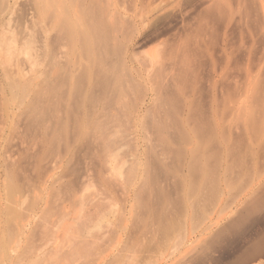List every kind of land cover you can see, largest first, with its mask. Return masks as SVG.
Listing matches in <instances>:
<instances>
[{
  "label": "bare ground",
  "instance_id": "1",
  "mask_svg": "<svg viewBox=\"0 0 264 264\" xmlns=\"http://www.w3.org/2000/svg\"><path fill=\"white\" fill-rule=\"evenodd\" d=\"M183 1L23 0L24 4L22 5V0H20L19 4L26 7L25 11H27V14L24 10L25 14L20 12L21 15H24L21 26L24 27V30L33 29L35 31L36 29L37 31L35 34L33 32L25 33V36L19 39L14 37L15 35L11 36V40L9 36L7 39L4 33L9 30L11 33V29L7 30L6 26L13 22V20L10 21L12 19L10 15L13 16V10L19 6L18 0H0V31L3 28V31L5 28L7 30L0 33V35H5L4 37L0 36V69L5 73L7 68L5 67V70L2 66H8L9 63L15 64L9 65L11 67L19 68V65L23 64L20 57L26 60L25 63L27 62L28 65V70L25 71L27 74L22 72L21 76L18 75L19 78L14 81L12 87L11 83H8V86L11 87H9L8 94L3 93L0 97V264H21L23 261L21 256L24 257L23 253L26 254L30 246L23 244V234L27 232L26 230L35 232V228H38V222L36 224L33 222L35 217H39L36 216L37 210L40 211L42 218L43 215L50 212V206L54 201L55 203L57 201L52 194H48L50 198L48 196L45 199H41L39 196V199L34 197L35 199L32 198L34 201L31 200L23 207L22 201L26 199V196H29L26 194H30L31 190L25 186L24 191H30H26L27 193L24 192L22 195L23 189L19 190V187L23 186L21 185L22 181L18 182L17 179H14L17 184L21 183L17 186L14 181L11 183V179V182L8 181L12 185L10 187L9 183L4 182L5 176L8 175L6 172L11 168L8 166H14V163H17L13 157L19 152V139L25 135L28 139L27 143H24L26 140L22 139L21 141L24 146L26 145L28 152L30 151L27 155L29 165H32L33 169L29 167L34 172L33 174L31 172L33 180H29L28 178H32L28 177L27 181H34L35 184L46 185V187L50 184L52 177V173L49 172L54 168V165L57 167L56 164L61 163L68 154V148H70L68 143L70 144L73 140L71 134L73 129L69 128L71 124L74 129H79V127L82 129L81 126L89 128V133H91L90 129L102 131L99 129L106 128L107 130L108 128L110 132L111 128L113 130L116 126L119 128L120 126H132L134 129H131L132 131L129 129L131 133L127 134V130L124 133L126 132L128 136L141 137L143 141L148 139V132L150 133L148 127L144 126L145 123L149 122L153 125L151 127L168 125L165 127L168 132H164L162 140L165 139L164 141L177 145L174 154L179 159L181 172L187 171V175L191 174L192 176L191 169L199 166L200 164H197L200 159L207 156L206 154L209 152L215 156L217 154L216 147L220 153L219 156L217 155L219 169H225L228 166L229 158L233 155L231 154L232 139L230 136L231 134L233 138L235 136L232 128H234L233 122H236V119L232 116L237 115L236 112H242L241 109L247 108L248 104V110L254 107H250V104H261L262 106L258 107L261 109L259 115L264 111V81L262 80L264 78V26L261 29L259 27L258 30L257 26L255 28L250 23L248 0H206L205 6L198 12L185 13L184 16H187V20L182 21L180 29L167 34L168 36L166 35L167 37H163V39L160 38L161 34L153 30L152 25L157 22L161 12L168 9H180ZM258 1L261 2L258 4L263 13L261 16H264V0ZM21 6L20 10L22 11ZM107 16L110 18L109 21L118 19V26L111 24L109 26L108 24L103 27L100 22ZM17 19L21 18L17 17ZM16 21H19V24L21 22L20 20ZM235 27H239V30L237 29L238 38L233 39L231 32ZM4 38L7 41L10 39L11 43H6ZM156 39L160 41L157 48L142 51L143 47ZM4 76L6 77V73ZM37 78L41 79L37 82ZM21 83H23L22 87ZM32 83L38 87V91L35 90L30 94L27 87ZM26 85L28 86L26 87ZM2 92L0 91V93ZM247 109L245 110L248 111ZM251 113L249 114L254 121L253 110ZM261 115L264 117V114ZM230 116L235 121L229 120ZM228 117L230 118L228 119ZM225 122H231L233 127L231 128L229 123L225 127L227 124ZM251 124L255 127L253 122ZM242 126L240 125V127ZM245 129L242 133L245 132ZM76 130L74 131H79ZM169 130L171 131L169 132ZM74 131L73 133H75ZM235 132L237 133V130ZM252 132H254L253 128L251 129L253 135ZM89 133L87 132L88 137H90ZM75 134L73 138L78 133ZM98 134L91 135L93 142L91 139H89L91 142H88L92 145L87 143L90 146H86L94 158L92 160L90 156L89 159L92 161L88 159L89 167L86 166L87 174L84 175L87 180L95 177L92 173L94 161H99L101 150H103L101 144L104 140L102 141L101 137L105 135L99 134L100 136H98ZM233 141L235 142L234 139ZM104 144L106 145L105 142ZM250 145L254 147L252 144ZM253 145L257 147L261 144L259 142L257 146ZM19 147L21 146L19 145ZM259 147L261 148V146ZM24 148L22 150L25 155L22 150L21 152L26 157L27 150ZM238 148L235 147L233 150ZM258 150L256 153L260 152ZM249 151L253 157L255 154L252 153L251 148ZM242 153L240 152V154ZM86 157H88L87 154ZM252 157L251 159H254ZM209 161L208 163H210ZM202 163L200 167H202ZM155 164L159 165L158 162ZM212 164L213 169L218 168L215 167L217 165L214 161ZM253 165H257L256 160ZM59 166L61 165L58 164ZM255 166L254 168L257 170ZM11 173H9V177L14 175ZM14 176L17 178L16 174ZM253 176L254 174L246 182L247 184L243 183L249 187V190L247 187L244 188V185L243 189L239 188L246 191L244 190L243 193L238 191L242 194L235 202L232 200L233 203L244 202L254 191L259 177ZM25 177L27 175L23 179ZM246 178L247 176L243 180H248ZM165 179L167 180V178ZM52 182L54 185L55 180ZM6 186L9 187L8 193ZM37 186L34 185L36 190H38ZM43 192L41 190V193ZM162 195L164 196V194ZM21 198L24 200L21 201ZM201 210L198 211L196 220H193L195 225L191 226L192 228L188 227L187 231L184 228L186 232L179 236L174 245L188 246L194 242V238L195 240L203 238L207 232L210 233L209 231L217 222H214L213 218L208 215L210 212L206 214ZM217 216L219 215L217 214ZM31 222L34 224L30 225ZM28 226H32V228H28ZM29 233L28 238H30ZM22 244L27 248L25 249L27 252L22 251ZM37 245L35 246L37 247ZM169 249L171 250V248ZM170 254L167 251L164 258L169 257ZM76 257H73L71 261ZM174 259L176 260V258ZM143 263L141 262V264ZM256 264L264 263L262 261Z\"/></svg>",
  "mask_w": 264,
  "mask_h": 264
},
{
  "label": "rangeland",
  "instance_id": "2",
  "mask_svg": "<svg viewBox=\"0 0 264 264\" xmlns=\"http://www.w3.org/2000/svg\"><path fill=\"white\" fill-rule=\"evenodd\" d=\"M19 1L20 0H18V4L20 3ZM21 3L22 5L24 4L23 0ZM247 3L249 8L248 12H250V23L255 26V28L257 26L259 30V27L261 29L264 26V16H261L263 13L260 11V7L258 6V4L261 2L258 0H248ZM205 4L206 0H184L180 9H168L165 12H161L157 22L152 25V28L153 30H156L158 33H160V38L163 39V37L168 36L167 34H170L173 31L181 28L182 21L187 20V16H184L186 12L190 14L198 12L203 8V6H205ZM20 6L21 5L19 4V6L13 10V16L10 15V18H12L10 21L13 20V22L11 21L12 24L9 23L11 26H6L7 30L8 28L11 29V33H9L10 30L8 32L6 28L4 31V28L0 31V33L7 31V33H4L6 34L7 39L8 36L11 38V36L14 35V37L19 39L24 37L25 33L33 32L35 34V31H37L36 29L35 31L33 29H31L32 31L30 29H23L24 27L21 25H23L22 18L24 17L22 16L24 15L21 14L23 13V10L26 14L27 11H25L26 7L24 6V9L21 6V11ZM17 17L21 19H17ZM16 20H20V24L19 21ZM109 20L110 18L107 16L104 17L100 23L103 25V27L108 24L109 26L110 24L116 27L118 26V19H112L111 21ZM237 29L239 30V27L233 28L231 32V37L233 39L238 38ZM0 36L4 37L5 35L1 34ZM6 38L4 39L6 40ZM160 38L158 39L161 40ZM158 39L143 47L142 51H149L151 49L157 48V45L159 44L158 42H160ZM11 40H6V43H11ZM20 59L22 61L21 63L23 64L19 65V68H16V66H9L15 65L11 63H9L8 66H2L5 70L7 68L5 72L6 77L4 76L5 73H3V71L0 69V91H4L0 93V97L3 93L8 94L9 87H12L14 81L18 80V75L21 76L22 72L24 74L27 72L28 65L27 62L25 63L26 60L21 57ZM24 64L26 65L24 66ZM13 68L16 69L13 70ZM20 68L27 69L22 70ZM32 76L36 77L34 74ZM40 79L41 78H37L36 81L38 82ZM262 80L264 81V78H262ZM8 83H11V85L8 86ZM22 84L23 83L20 85L21 87ZM27 86L28 85H26V87ZM35 86L36 85L32 83L29 87H27L30 89H28L30 94H32V92L35 90L38 91V87ZM259 105L262 106L261 104H250V107L254 106L256 109L253 107V109L251 108L249 110L247 109L249 108V104L246 105L247 108L243 109H247L248 111L245 110V112L243 109H241L243 114L240 111V113L236 112L238 114L235 115L233 111L232 113L234 115L232 114V117L236 119V122H233L234 128H232L233 124L231 122L233 120L235 121V119H233L231 116V119L228 117L229 120H232L230 122L231 124L229 122H225L227 123L225 127L228 126L229 123L231 128L234 129L236 136H234V138L232 137V134L230 136L232 139V143H230L232 146L231 154L233 155H230L232 158H229L227 164L228 166L225 169H219L217 157L220 153L219 149L216 147L217 152L215 150L214 152L217 154L214 156L213 153L210 154L209 152L206 154L207 156H205L209 158H201L197 165H201L202 162L203 165L202 167L199 165L195 168H192V176L191 174L187 175V171L181 172L179 170L180 162L174 154V149H176L175 147H177V145L173 142L172 144L171 142H166L164 141L165 139L162 140L164 138L163 135L168 132V130H166L167 128L165 129V127L168 125H165V127L159 125V127H151L153 125L148 122L145 123L144 126L148 127L150 133L148 132V139H145L144 141L141 137L127 135L131 129H134L132 126H120L121 129L119 126H116L117 128L114 127L115 131L111 128L110 132L108 128L107 130L106 128L99 129L102 131H93L95 129H90L91 133L92 131L93 133H96H92L94 136L97 135V133L105 135L101 137V140H104L106 145L104 142L101 144L105 146H102L103 150H101V157L99 158L98 162L94 161V169L92 173L95 177H93V179L87 180L84 175L87 174L86 166H88L87 164L89 163V160H91L89 157L91 156L92 160H94L92 157L93 155L88 152V147L86 149V146L92 145V143H89L93 140L91 137L92 134L89 133V128L81 126L82 129L80 127L79 129L76 128L79 130L77 131L71 124L69 128L73 129V131L76 130L77 132H74L76 134L78 133L79 135H76L72 130V132L69 130L73 137L74 134L77 137L75 136V138H73L70 134L73 140L71 141L69 136L71 142L68 139V142H70V144L68 143L70 148H68V154L66 158L62 160L61 163H57V167L54 165V168L51 170V172H49L50 174L52 173L50 184L53 183L52 180H55V183L54 185L52 184L53 186H50V184H48V187H46V185L41 186L37 183L35 184L34 181L31 182L33 180L31 172L32 174L34 172L32 170L33 167L32 165H29L28 160V153L30 151L28 152L26 145L24 146L22 143L26 140V142H24L26 144L28 141L27 137H25L26 135L23 134L25 136L19 139L20 144H18V151L21 152L23 147H25L24 149L27 150V158L24 157L25 152H23V150L22 152L24 155L22 152H18L14 155L15 157L13 158L17 160V163H14V166H8L11 168H7L9 169L6 172L8 175H4L6 177L4 182L8 184L12 179L11 183H13L14 179H17L18 182L22 181L23 183H28L26 185L25 183L17 184V181H14L17 186L19 184L23 185H20L21 187H19V190L23 189L22 195L24 192L27 193L33 189L32 192L30 191V194H26L29 195L26 196V201L23 199L25 198V195L22 196L23 198H21V201L24 200L22 201L23 207H25L27 203L29 204V202L35 198L45 199V197H49L48 194H52V196H54L57 201L56 203L54 201V203L50 206V212L43 215L44 217L42 218L40 211L37 210L36 216H39L41 219L39 217H35L33 222L35 224L38 222L37 224L40 227L37 225L38 228H35L36 231H33L34 233L26 230L27 232L25 231L26 233L23 234V244L25 243L24 245L27 244V246L30 245L32 247L29 246L27 249L22 244V251H26L25 249H27L28 252L26 251V254L25 252H22L24 257L21 256L23 260L21 261V264H141V262L143 263L144 261L145 262L143 264H256L262 261L264 263V117L261 115L264 114V111H262L263 113L260 112V116L259 111L261 109L258 108L260 107ZM252 110L254 112L253 118L255 122L252 121L253 119L250 115L252 114ZM248 117H250V119H248ZM258 117L259 119L257 120ZM246 119L248 120L246 121ZM261 121H263V124ZM252 122L255 127L252 126ZM236 123V126L238 127L235 126ZM240 125L243 126L240 127ZM252 128L254 131L252 132L253 135L251 134ZM232 129L231 131H233ZM235 129L239 134L238 136L235 132ZM244 129L245 132L242 133ZM125 130H127V134L126 132L124 133ZM105 131L108 132L106 133ZM170 131L171 130H169V132ZM87 132L90 134V137H88ZM99 134L98 136H100ZM22 139L23 141H21ZM89 139H91V141ZM157 139L159 140L157 141ZM238 139H242L240 140L242 144ZM249 139L250 141H253L250 142ZM254 140L257 141V143L260 142L261 145L258 146H261V148H258L257 143H255ZM237 141H239L240 144ZM248 141L254 147H251ZM108 142L111 143L108 144ZM87 143L90 145H87ZM253 144H256L257 147H255ZM19 145L23 147L21 148ZM235 147L239 148L234 151L233 149H235ZM250 148L253 151L252 153L255 154L253 157L249 151ZM257 148L260 150V152L256 153V150H258ZM239 149H242L244 154L242 151H239ZM240 152L243 155L240 154ZM86 154L88 157H86ZM71 155L72 158L70 159ZM251 157L254 159H251ZM21 159L23 160L22 162L20 161ZM212 160L214 161L215 165H217L215 167L218 168L213 169L214 167ZM254 160H256V166L253 165ZM208 161L210 163H208ZM155 162H158L159 165H156ZM58 164L61 166L58 167ZM29 166L32 167V169H30ZM254 166L257 168V170L254 168ZM9 173H11V175L16 174L17 178H14V175V177H9ZM247 173L248 175L251 173L249 177ZM245 174L247 176L246 179L248 180H243L244 177H246ZM253 174V177H259L257 178V186L254 188V191L244 202L237 204L233 203L232 200L235 202L239 196L246 191L245 189V191L240 189H243L244 186V188L247 187V185L244 184H247L246 182L249 181ZM25 175H27V177L23 179ZM28 177H31L32 179ZM27 178L31 181H27ZM165 178H167V180ZM11 183L8 184L9 187L12 186L10 185ZM34 185H38V190H36V187L34 188ZM25 186H27L30 190H26L27 192L24 191ZM29 186H33V188H30ZM9 187H7L6 191L9 189ZM247 189L249 190V187H247ZM41 190L42 192L44 190L45 191L41 193ZM238 191H242V193H239ZM158 192L159 194L161 193L160 196H158ZM162 194H164V196ZM226 197H229L230 199ZM199 208L200 210L202 209L203 212L205 211L206 214L210 212L208 215H210V217L213 218V221L217 223L209 231L210 233L207 232L204 237L202 236L203 238L196 240L195 238H192L194 241L192 244H189L188 246L184 245L182 247L176 244L174 245V243L177 242L176 240L179 239V236H181L183 232L185 233L187 229L192 228L193 225H195L194 221L196 220L198 211H200ZM217 214L219 216H217ZM34 223L31 222L30 225H33ZM29 227L32 228V226H28V228ZM29 232L32 234L30 235ZM28 233L30 238H28ZM25 239H29L27 243ZM35 243L38 244V248L35 246ZM169 248H171L172 251ZM185 248H187L186 251ZM167 251L169 254L172 252L174 255L170 254L171 256L169 255V257L164 258ZM28 253L30 254L27 257ZM145 254L148 255L146 256ZM161 254H164L163 257ZM73 257H76L73 259L74 262L73 260L71 261ZM174 258H176V260Z\"/></svg>",
  "mask_w": 264,
  "mask_h": 264
}]
</instances>
